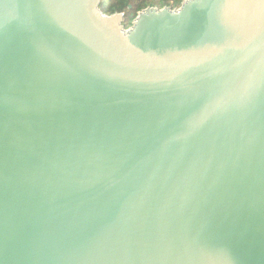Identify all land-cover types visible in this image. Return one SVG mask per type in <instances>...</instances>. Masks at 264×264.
I'll return each mask as SVG.
<instances>
[{"label":"water","instance_id":"obj_1","mask_svg":"<svg viewBox=\"0 0 264 264\" xmlns=\"http://www.w3.org/2000/svg\"><path fill=\"white\" fill-rule=\"evenodd\" d=\"M0 0V264H264V0Z\"/></svg>","mask_w":264,"mask_h":264},{"label":"trees","instance_id":"obj_2","mask_svg":"<svg viewBox=\"0 0 264 264\" xmlns=\"http://www.w3.org/2000/svg\"><path fill=\"white\" fill-rule=\"evenodd\" d=\"M183 0H104L101 5L103 14L124 13L125 27H129L138 12L147 7H178ZM130 6V9L128 8Z\"/></svg>","mask_w":264,"mask_h":264},{"label":"flooded vegetation","instance_id":"obj_3","mask_svg":"<svg viewBox=\"0 0 264 264\" xmlns=\"http://www.w3.org/2000/svg\"><path fill=\"white\" fill-rule=\"evenodd\" d=\"M128 8L130 9V6H128ZM124 14V13H123Z\"/></svg>","mask_w":264,"mask_h":264}]
</instances>
